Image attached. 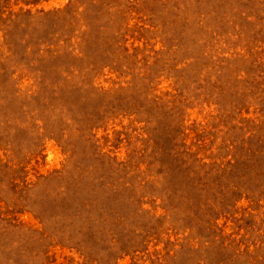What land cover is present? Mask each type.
Here are the masks:
<instances>
[{
    "label": "rangeland",
    "instance_id": "obj_1",
    "mask_svg": "<svg viewBox=\"0 0 264 264\" xmlns=\"http://www.w3.org/2000/svg\"><path fill=\"white\" fill-rule=\"evenodd\" d=\"M0 264H264V0H0Z\"/></svg>",
    "mask_w": 264,
    "mask_h": 264
}]
</instances>
